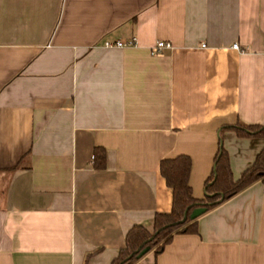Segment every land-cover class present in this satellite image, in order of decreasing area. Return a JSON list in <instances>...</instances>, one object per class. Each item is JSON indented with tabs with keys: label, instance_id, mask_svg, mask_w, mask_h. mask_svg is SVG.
I'll return each instance as SVG.
<instances>
[{
	"label": "crops",
	"instance_id": "0c3cea01",
	"mask_svg": "<svg viewBox=\"0 0 264 264\" xmlns=\"http://www.w3.org/2000/svg\"><path fill=\"white\" fill-rule=\"evenodd\" d=\"M238 123L264 124V0H0V264H112L172 211L161 161L202 200ZM222 136L237 180L264 140ZM198 226L140 264H264L263 184Z\"/></svg>",
	"mask_w": 264,
	"mask_h": 264
},
{
	"label": "trees",
	"instance_id": "16d2710c",
	"mask_svg": "<svg viewBox=\"0 0 264 264\" xmlns=\"http://www.w3.org/2000/svg\"><path fill=\"white\" fill-rule=\"evenodd\" d=\"M226 131L236 133L239 138L264 140V124L245 125L238 123L222 128L214 169L205 183V198L202 200L194 197L190 185L192 159L189 156L181 155L161 161V174L173 192L172 211L169 214H156L151 230L143 225L134 226L126 236L125 247L119 252L112 264H140L142 258L149 253H154L157 256L162 254L166 247L173 242L175 236L197 235L199 233V218L195 220L190 218L194 210L206 208L207 213L211 212L256 183H262L264 186V148L257 154L254 164L236 180L229 154L224 146L222 134ZM19 168L20 165H17L11 170L15 171ZM95 168L96 170L106 168V153L103 148L95 150ZM186 212H188V218L183 222ZM146 248H150V251L142 258H138L139 254ZM94 254L97 252L88 255L86 264Z\"/></svg>",
	"mask_w": 264,
	"mask_h": 264
},
{
	"label": "built area",
	"instance_id": "2783aa9c",
	"mask_svg": "<svg viewBox=\"0 0 264 264\" xmlns=\"http://www.w3.org/2000/svg\"><path fill=\"white\" fill-rule=\"evenodd\" d=\"M138 45L137 40L131 39V40H116V41H105L103 43V48L108 50H114V49H127L136 47ZM175 47L170 42H164L159 41L156 43V45L151 49V55L152 56H162L166 50H174ZM234 50H240L239 44L235 43L232 47Z\"/></svg>",
	"mask_w": 264,
	"mask_h": 264
},
{
	"label": "water",
	"instance_id": "95a60500",
	"mask_svg": "<svg viewBox=\"0 0 264 264\" xmlns=\"http://www.w3.org/2000/svg\"><path fill=\"white\" fill-rule=\"evenodd\" d=\"M206 213H207V209H206V208H198V209H196V210H194V211L192 212V214L190 215V218H191L192 220H195V219L200 218L201 216H203V215L206 214ZM187 218H188V212H186V214H185V218H184L183 222H185V221L187 220ZM149 251H150V248H146L145 250H143V251L139 254L138 258H142V257L145 256Z\"/></svg>",
	"mask_w": 264,
	"mask_h": 264
}]
</instances>
